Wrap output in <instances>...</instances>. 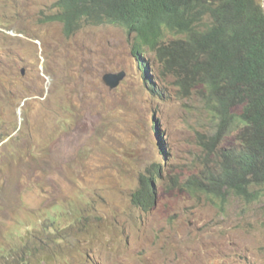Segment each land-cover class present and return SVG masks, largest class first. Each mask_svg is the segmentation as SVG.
<instances>
[{"label":"rangeland","instance_id":"1","mask_svg":"<svg viewBox=\"0 0 264 264\" xmlns=\"http://www.w3.org/2000/svg\"><path fill=\"white\" fill-rule=\"evenodd\" d=\"M56 1L0 0L15 17L0 25V237L22 220L24 247L45 212L63 224L82 212L87 227L53 240L73 244L63 250L68 264H264V199L201 189L217 178L221 153L240 148L237 132L217 146L200 93L160 64L147 84L124 28L67 37L63 24L43 23ZM123 71L111 90L104 76ZM153 164L163 170L158 200L144 211L131 195ZM70 196L82 197L79 207L56 210Z\"/></svg>","mask_w":264,"mask_h":264},{"label":"trees","instance_id":"2","mask_svg":"<svg viewBox=\"0 0 264 264\" xmlns=\"http://www.w3.org/2000/svg\"><path fill=\"white\" fill-rule=\"evenodd\" d=\"M51 10L42 22L63 24L67 37L85 26L124 28L147 84H153L149 71L156 72L160 64L184 89L192 87L199 92L206 111L216 119L213 142L220 146L236 131L240 146L221 153L217 178L201 189L221 200L230 196L249 203L264 199L262 0H57ZM3 23L15 24V17L3 15L0 8V25ZM160 143L164 146L163 139ZM162 171L159 164H153L140 175L139 187L131 195L135 207L150 211L156 206ZM71 198L60 201L56 210L78 208L82 197L77 201ZM23 209L18 208L21 213ZM45 213L42 231L28 233L33 243L23 247L22 220L15 221L9 233L0 237L1 248L9 257L6 264H68L63 250L69 249L70 242L65 247L61 243L55 246L53 240H68V229L87 227L88 218L80 212L74 214L73 224H63V215ZM51 229L54 234H49Z\"/></svg>","mask_w":264,"mask_h":264},{"label":"water","instance_id":"3","mask_svg":"<svg viewBox=\"0 0 264 264\" xmlns=\"http://www.w3.org/2000/svg\"><path fill=\"white\" fill-rule=\"evenodd\" d=\"M126 78V72H120L117 74L109 73L104 76V83L111 89H117L122 81Z\"/></svg>","mask_w":264,"mask_h":264},{"label":"bare ground","instance_id":"4","mask_svg":"<svg viewBox=\"0 0 264 264\" xmlns=\"http://www.w3.org/2000/svg\"><path fill=\"white\" fill-rule=\"evenodd\" d=\"M149 64V63H148ZM145 65V64H144ZM190 92V91H189ZM187 93V92H186ZM159 95V94H158ZM236 113V112H235ZM228 129V128H227ZM226 130V129H225ZM232 148V147H231ZM245 163V162H244ZM243 164V163H242ZM243 167H245V166H243Z\"/></svg>","mask_w":264,"mask_h":264},{"label":"built area","instance_id":"5","mask_svg":"<svg viewBox=\"0 0 264 264\" xmlns=\"http://www.w3.org/2000/svg\"><path fill=\"white\" fill-rule=\"evenodd\" d=\"M10 31V30H9ZM9 31H6V32H9Z\"/></svg>","mask_w":264,"mask_h":264},{"label":"clouds","instance_id":"6","mask_svg":"<svg viewBox=\"0 0 264 264\" xmlns=\"http://www.w3.org/2000/svg\"><path fill=\"white\" fill-rule=\"evenodd\" d=\"M7 31H9V30H7Z\"/></svg>","mask_w":264,"mask_h":264}]
</instances>
